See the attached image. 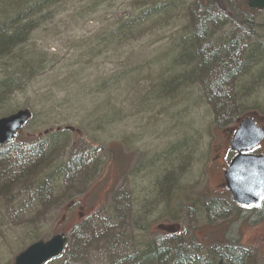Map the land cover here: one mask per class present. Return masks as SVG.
<instances>
[{
  "label": "rangeland",
  "instance_id": "374dc122",
  "mask_svg": "<svg viewBox=\"0 0 264 264\" xmlns=\"http://www.w3.org/2000/svg\"><path fill=\"white\" fill-rule=\"evenodd\" d=\"M136 1L47 0L20 22L21 39L11 47L14 55L0 61V75L2 66L17 73L23 64H33L31 81L7 100L3 95L0 118L21 109H29L32 117L14 142L2 147L9 170L4 177L9 183L15 174L14 155L25 158L23 173L34 165L41 174L18 179L0 198V264H13L34 235L46 241L57 234L66 235L69 243L64 255L48 264L84 259L86 264H124L123 256L131 257L132 249L142 252L157 244L156 225L174 222L181 228L179 238L194 242V256L236 241L252 244L264 257V219L258 225L249 214L227 207L221 223L202 211L205 204H230L222 195L210 201L222 164L219 158L213 169V159L219 149L226 153L230 129L246 116L264 128V115L251 113L253 106L264 110V71L258 75L263 60L220 87L221 105L209 93L229 60L195 70L168 94L160 89L164 81L185 78L192 70L193 62H182L192 57L191 50L203 48L207 61L213 42L234 40L240 32L249 34L240 37L245 44L256 36L264 41V11L254 16L239 12L237 21L232 8L243 0H210L208 13L194 19L195 0H155L165 12L143 18L148 3ZM12 17L5 15L11 22ZM195 20L206 25L198 48L185 40ZM178 55L182 60L173 64ZM213 69L218 70L208 72ZM53 133L59 135L52 137L55 149L49 145ZM38 146L44 151L30 157ZM253 154L264 155V143ZM73 159L80 165L48 182L53 170ZM38 180L45 182V193L35 192Z\"/></svg>",
  "mask_w": 264,
  "mask_h": 264
},
{
  "label": "trees",
  "instance_id": "16d2710c",
  "mask_svg": "<svg viewBox=\"0 0 264 264\" xmlns=\"http://www.w3.org/2000/svg\"><path fill=\"white\" fill-rule=\"evenodd\" d=\"M46 1L47 0H0V61L7 58L9 56V54H11V56L14 55L13 54L14 51L11 50V47L15 43L17 44V42H19L18 40L21 39V35L19 34L20 22L27 20V16H29V14L31 12H33L37 3H44ZM207 1H210V0H195L194 1L195 5H193L194 7L192 6L193 7L192 10L195 11L197 9L202 10V8H207L208 5L211 4V3L207 4ZM212 7L214 8V10L218 9V6H215V5H212ZM219 7L222 11H224L225 6L219 5ZM7 8L10 9L9 10L10 12L7 11ZM229 11L231 12L230 9H229ZM201 12H203V15H206L208 13L207 9H205V10L203 9V11H201ZM239 12L245 13L246 15H250V16H254V15L259 13V12L254 11V10H249L246 6V1H244V0L237 2L235 5H233L231 13L233 14L234 18L237 19V21H240L239 17L236 16V14H241ZM26 13H28L27 16H25ZM6 14H11V15L14 14L15 15V17H12L13 18L12 22L9 20L10 18L9 19L5 18ZM193 16H194L193 17L194 19H201V18H199L201 16H199L197 13H195ZM202 20L204 21V18ZM205 26L206 25H204L201 22V20H199L198 22H196V20H195L192 23H189L187 26V33H188L187 36L188 37L185 38L187 43H189L193 47H195V46L197 47V45L200 46L199 45L200 39L205 38V33H204V31L206 30ZM243 26L248 28V31H249L248 33L251 32V26L247 22H244ZM244 35H249V34H244L243 32H240L238 34L237 38L234 40L233 39H231V40L223 39L222 41H219V42H213V49L208 54V60L207 61H206V59L203 60V58H202L201 53H203V48L197 47L199 50H195V49L191 50L190 53L192 52L191 53L192 57L188 56L186 58V61L182 60L181 58L179 59L180 55H178L177 58H174L172 60L173 64L177 63L178 61L180 62V60H182V62L185 64L193 62L194 66L192 67L191 71L189 70V72L185 78H183L184 76L181 75L182 78L176 79V78L172 77L169 81H164L161 85V88H160L161 91H163L164 94H168L167 92H170L173 89V87L182 84L185 81V79L187 80L188 78L191 77V75H193V76L196 75V73H194L195 70L198 69L200 71L201 69H207L208 65H209V68H211L210 64L217 62V61H219L220 65H216V66L221 67L222 63H225V62L227 63V61L229 60L230 61L229 64L227 63L229 67L223 68L222 69L223 72H221V73L219 72L217 77L214 75L215 79L212 83L210 93H209L210 94L209 98H210V96L212 98L214 97L216 99L214 102L218 105H221V102H222L221 98L224 96V93L221 91L222 89H220V87L221 86L223 87L224 85H228L230 83L229 80L232 81L233 80L232 78L237 76V75L241 77V75L244 74L245 71L250 70L256 64L261 65L262 64L261 60H263V62H264V41H261V39L258 36H256L255 40L253 39L251 44H245L247 42V40L240 38ZM18 36L20 39L18 38ZM15 41H17V42H15ZM205 43H208V42H205ZM230 54H232L234 58L231 57ZM17 55H19V54H17ZM193 56H195L194 59H192ZM17 57H20V56H17ZM33 62H35V61L33 60ZM232 64H233V66L231 67ZM32 65L33 64H26V63L23 64L20 67L19 72H17V73H20L21 75L25 76L24 78L31 80V78L29 76L32 73H29V68ZM216 66L213 64V67H216ZM263 69H264V67H262V69L259 70L258 75H261V73H263V71H264ZM10 70H12V68H10ZM10 70L8 67L2 66V71H1L2 77L0 78V100L3 98V95H5L6 90H8L9 87L13 83L15 73L10 72ZM217 70L218 69L208 70V72L214 74V71L216 72ZM253 109H254V112H251L252 114L256 115L258 113L260 115H264V110H262L260 106H253ZM251 117H253V116H251ZM53 135L55 137L59 136L58 133H53L51 135L50 140H49V145H50V142L53 144L51 149H55L54 144L56 143V139H52ZM44 148H45V146H42V147L38 146L39 151H34V154H30V157L37 156L39 153H42L41 149H43V151H44ZM4 149L5 148L0 149V198L4 197L6 190L10 189L11 185L13 183H16L15 181H17L18 179L19 180L27 179V181H28L30 179H33L34 177L36 178L39 174H41L40 171H38V170L35 171L36 168H34L33 167L34 165H33V166L29 167L25 173H23V170H22V172L20 171L18 173H15L17 175L15 176V174H14L13 178L10 179V182L7 183L6 177H4V175L9 176V172H8L9 170L7 169L8 163L5 162V159H7V162H8V156L6 157V155L3 156V154H1ZM48 150H49V148H48ZM186 158L187 157H185L184 159L186 160ZM24 159L25 158H22V156L14 155V161L17 164L13 166V169L14 170L22 169V167L24 166V164H23ZM46 159H49V158H46ZM5 163H6V165H5ZM35 163H37V162H35ZM79 165H80V163H79V161H77V159H75V160L73 159V161L71 162V164L69 166H68V164L60 165L57 173L49 175L48 182L51 183L56 178H59V179L64 178L65 176H67L70 173L71 169H73ZM10 176H12V175H10ZM168 180H169V178H168ZM166 181H167V179H166ZM37 182H38L37 184L39 186L36 188V190H37L36 193L40 194V193H42V190H43V192H45V189H47V187L45 186V182L44 181L39 182V180ZM16 186H18V185L15 184V187H13L11 190H14L15 188H17ZM164 191H166V190H164ZM161 192L163 193V190L159 191L157 193V195L159 193L161 194ZM152 196H154V195H152ZM162 200H164V198H162ZM212 203H214V202H212ZM123 237L126 238L125 234L123 235ZM40 239L41 238H39V236L34 235L33 238H31V241L40 240ZM174 240H177V237L171 238L168 241L171 242ZM126 243H124V244H126ZM152 245H154V246H152ZM150 246H152V247H150ZM155 246H156L155 243L151 244L148 246V248H144L145 251L143 249V251L140 252V254L137 257L123 256L124 259L122 258V260H124V264H151V263L152 264H198V262L196 261V257L194 256L193 252L191 254L190 260H188L187 262H186V260L185 261L182 260L179 256L180 253H178L176 251L177 245L173 246L172 249H170L168 255H167V253L158 252V250H157V248H155ZM114 249L117 250L118 248H114ZM82 250H85V246H84V249L80 248V251H82ZM118 250H121V249H118ZM133 257L135 258L136 261H134V259L132 260ZM221 257H223V255H221ZM241 257H242L241 254H234L233 253V256H232L229 252V256L227 258L225 257V259L227 260V263H229V264H241V259H242ZM219 259H220V261L224 262V260H221V258H219ZM86 261L87 260L84 259L80 262V264H83V263L86 264Z\"/></svg>",
  "mask_w": 264,
  "mask_h": 264
},
{
  "label": "water",
  "instance_id": "95a60500",
  "mask_svg": "<svg viewBox=\"0 0 264 264\" xmlns=\"http://www.w3.org/2000/svg\"><path fill=\"white\" fill-rule=\"evenodd\" d=\"M250 9L264 11V0H247ZM31 117L29 110H20L0 119V145L13 141L17 131ZM264 140V130L252 119L238 125L230 142L237 156L224 172V180L232 203L240 207H258L264 201V156L245 154ZM244 153V154H243ZM67 239L62 235L50 240L37 241L15 256L13 264H45L58 258L64 251Z\"/></svg>",
  "mask_w": 264,
  "mask_h": 264
},
{
  "label": "bare ground",
  "instance_id": "6f19581e",
  "mask_svg": "<svg viewBox=\"0 0 264 264\" xmlns=\"http://www.w3.org/2000/svg\"><path fill=\"white\" fill-rule=\"evenodd\" d=\"M143 1H145L148 4H144ZM222 1L228 2L229 0H222ZM136 2H140L141 3L140 5H142V3H143L144 4L143 7L147 6L146 9L143 10L142 13H140V16H142L143 18L144 17L145 18H151L152 16H159L163 12H165V8H163L165 6L155 3V0H138ZM44 3H37L36 7H35V11H37L36 8L39 11L41 9H43ZM148 5H150L151 8L148 7ZM203 9L205 10L207 8H202V10L197 9L198 12H196V13L199 16H202L203 12H201V11H203ZM230 56L233 57L232 54H230ZM1 76H2V74L0 75V77ZM24 77L25 76L21 75L20 73H15V77L13 79L12 85L5 92V94H7L6 99H9L12 95H14V92L19 91L20 89L22 90L23 88H25L29 84V82L31 80L24 78ZM153 95L157 97L159 95V93L154 92ZM31 117L28 120H31ZM20 171H22V170L17 169V170H15V173H18ZM57 172H58V169L53 170V174H55ZM78 178L79 177H77L75 179V181ZM35 184H36V182H35ZM38 186H39L38 184L33 186V188H35L34 189L35 192H37L36 188ZM44 193L41 195V197L43 199H44ZM47 197H48V195L46 196V198ZM122 208L120 207L119 209H122ZM202 208L206 209V210H202V211L205 212L206 214H208L209 218H211V219L214 218L215 220H220L219 222L224 223L223 218L225 216H223L222 214H223L225 208L223 207V205H220V204L215 202L214 204H210V205L205 204L204 206H202ZM162 225H170V224L162 223ZM170 237L174 238V237H176V234H172V235H170ZM161 238H163V236H156L154 238L155 241H158L156 246H155V248H157L158 252L167 253V255H168L170 249H172L173 246L177 245L176 251L178 253H180V255H179L180 258L184 261L186 260V262L191 259V254H192V252L194 253V246L190 241L177 239V240H174L171 242H169V241L160 242L159 239H161ZM89 239H91V241L93 239L95 240V238H92V237ZM132 250H131L132 252H130L132 256L137 257L140 254V252L137 250V248H136V250L135 249H132ZM229 252L232 256H233V253L234 254H241L242 255L241 264H264V261H263L264 257L256 251V248L253 247L252 244L251 245H244V244L238 243L236 241H233L230 244H226L225 246H221V245L220 246H212L211 248H209L208 251H206L204 253V256L197 257V255L195 254L196 255L195 257H196V261L198 262V264H221V263L222 264H229V263H227V260L225 259V257L227 258L229 256ZM249 253H251L252 257H248ZM221 255H223V257H221ZM69 257H73L72 254H70ZM219 258H221V260H224V262L220 261Z\"/></svg>",
  "mask_w": 264,
  "mask_h": 264
},
{
  "label": "flooded vegetation",
  "instance_id": "af4514ba",
  "mask_svg": "<svg viewBox=\"0 0 264 264\" xmlns=\"http://www.w3.org/2000/svg\"><path fill=\"white\" fill-rule=\"evenodd\" d=\"M229 132L231 133L232 131L230 130ZM229 141H230V137L226 141V151L229 150V146H228L229 145ZM219 152H221V154L215 156L214 159H213V165H214L213 169L217 168L218 165H219V163L216 164L217 163L216 160H219V158L222 160V164H220L219 167L216 169L217 170L216 171V176H217L219 182L216 185V189L214 191H212V192L218 193L219 191H222V194L220 192L219 193H220V195H223L224 198L226 199L227 196H228V192L226 190V187H225V184H224V181H223V178H222V174H223V172L226 170V168L228 166V159H230L229 154H231V153H229L228 154L229 157H227V155L224 152V150L222 152V149H219ZM226 207H228V206H226ZM231 208L233 210H235V211L239 210L240 212H242L244 214H249V215H247V218L251 219L250 221H252V222L260 223L258 225H261L262 222H263L262 219H264V214L262 212H264V203L259 208H247V209H245V208H240V207H236V206H232V205H231ZM257 213L263 215V217H260V216L255 217ZM251 214H253V215H251ZM154 229L158 230V232H157L158 234H160L162 236H166V234L163 232L161 227L157 226ZM163 239H166V238L163 237ZM262 241H264V238L262 239ZM255 242H254V244H255Z\"/></svg>",
  "mask_w": 264,
  "mask_h": 264
}]
</instances>
